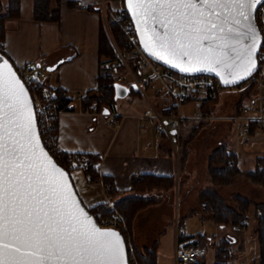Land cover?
I'll return each mask as SVG.
<instances>
[{
	"label": "snow or ice",
	"instance_id": "obj_1",
	"mask_svg": "<svg viewBox=\"0 0 264 264\" xmlns=\"http://www.w3.org/2000/svg\"><path fill=\"white\" fill-rule=\"evenodd\" d=\"M145 49L224 84L251 74L262 0H126ZM226 77H231L228 79ZM0 264H125L120 234L96 226L40 145L24 84L0 58Z\"/></svg>",
	"mask_w": 264,
	"mask_h": 264
},
{
	"label": "crops",
	"instance_id": "obj_2",
	"mask_svg": "<svg viewBox=\"0 0 264 264\" xmlns=\"http://www.w3.org/2000/svg\"><path fill=\"white\" fill-rule=\"evenodd\" d=\"M2 1L4 5L7 3V0ZM77 1L60 0L58 3V20L41 21L34 18V1L21 0L19 17L5 20L6 30L3 38V47L12 62L23 67H36L40 72L39 80L45 95L54 94L55 89L60 88L73 96L69 103L71 109L63 111L57 120L58 150L68 153L100 155L99 172L101 175L110 176L113 187L117 190L130 187L132 176L140 173L175 174L177 180L176 188L180 186L181 189L188 178L184 177L183 172H181L185 171V168L181 171L179 170V164L173 157L169 142L165 137L157 135L152 123L147 120L145 121L146 129L143 131L140 129L142 120L139 116L147 108V102L140 94L138 99H128L121 103L118 99L116 100V109L119 112L126 113L128 116L115 127L108 124L105 116L92 115L81 110L82 102L78 94H83L97 86L96 75L100 68L98 56L99 33L102 24L104 27L105 24L97 5L99 0H81L84 5L80 7L75 5ZM106 1L110 7L115 9L120 8L124 3L123 0ZM6 13L5 9L0 11V15ZM59 60L62 61L54 69L47 70V66L53 65ZM39 63L41 65L37 66ZM43 70L46 71V74H43ZM158 97L157 100L159 102L162 97ZM163 102L164 100L162 99L160 104ZM201 102V100L196 99L184 104L185 113L183 108L182 112L190 114L195 108L200 106ZM189 104L193 106L187 107ZM82 109L87 108L83 107ZM161 109H164V107H161ZM221 123H224V120H219L215 126ZM197 124V122H191L190 124L185 122L182 125V144L184 139L191 140L189 143L192 144L194 138L192 139L190 134L192 133V128ZM224 124L226 135L222 136L223 140L219 139L218 146L223 145L228 150H232L239 165L237 151L240 144L239 142L233 143L226 139L232 133L231 130L234 129L235 124L231 122ZM252 141L244 142L242 139L240 140L244 145L250 144ZM215 149H211V146L208 145V148L205 147L204 153L212 151V156ZM205 160L208 163L209 160ZM200 174L201 168L192 171L193 177L190 178V182L187 184L191 189L196 185L195 183L201 182ZM70 175L80 198L87 207L95 206L102 202L113 204L102 178L88 181L81 166L73 168L70 171ZM208 182L209 185L215 184L212 179H209ZM154 191L153 194L156 197H160V199L150 208L155 207L156 209L163 203L169 204L171 207L170 213L174 214V191L172 189ZM189 200L190 196H187L184 190L180 201L183 205L181 214H201L203 217L212 219L210 211L205 209L200 203L199 197L194 207L187 209V213L183 211L185 207L187 208L185 205H187ZM159 210L162 209L160 208ZM156 211L158 210L156 209ZM181 218L184 223L183 216ZM172 221L173 219L170 217L167 223L163 225V228L158 231L160 238L154 239L157 242L156 264H172L171 256L174 250ZM166 227H168L169 231L165 234ZM220 227L222 228L223 226ZM245 228L235 227L234 233L230 234L228 232L223 238L229 239L231 247L238 253L239 261L257 264L255 258L259 247L254 252L252 246L249 247L248 245V239H256V237L252 230L247 235ZM209 237L211 238V236ZM212 238L216 240L215 237ZM208 251L209 263L212 264L215 249L210 248Z\"/></svg>",
	"mask_w": 264,
	"mask_h": 264
},
{
	"label": "built area",
	"instance_id": "obj_3",
	"mask_svg": "<svg viewBox=\"0 0 264 264\" xmlns=\"http://www.w3.org/2000/svg\"><path fill=\"white\" fill-rule=\"evenodd\" d=\"M75 5L80 7L84 4L78 0ZM97 5L114 49V59L104 61L102 68L112 70L115 74V81L118 83L127 86L135 84L136 91L146 100L147 108L139 116L142 120L140 126L142 131L146 129L145 121L151 122L157 135L165 137L171 144L172 152L175 155H178L179 152L182 125L188 121L228 119L229 122L235 124L236 133L244 142L264 140V1L259 4L255 12V20L262 36L257 53L256 70L244 81L231 86H224L220 79L213 75L183 74L152 59L142 48L124 3L117 9L110 7L106 0H99ZM110 22H113L121 32L122 46L113 39L109 30ZM4 53L6 52L3 44H0V54ZM15 67L31 93L35 118L43 143L48 144L47 148L53 144L57 145V120L63 111L71 109V105L69 104L67 109L61 108L54 99L42 92L39 80L40 72L37 68L19 65ZM250 88L251 92L246 96L237 114L222 117L217 112H208L200 106L190 114L182 112V106L187 103L190 96H196L199 100L213 99L219 94L243 92ZM155 95L167 98V101L161 103L164 109L157 108L154 100ZM78 97L82 102V94H78ZM82 108L81 106L83 112L105 116L108 124L113 127L119 125L128 116L116 109V100L111 101L107 106H100L94 100L87 109L83 110ZM104 109L107 111L104 112ZM251 127L255 128V134L250 133ZM226 162L231 164L234 159L229 157ZM98 223L101 227L118 229L121 232L125 229L124 216L113 204L110 212ZM172 225L174 229L172 264H198L200 261L210 264L208 249L196 245V237L185 238V224L182 222L177 208L173 215ZM235 226L245 228V225ZM224 249L228 251L227 261L218 264H249L247 261H239L235 249L228 246H224ZM129 264H139V262L135 257H132L129 259ZM212 264H215V256Z\"/></svg>",
	"mask_w": 264,
	"mask_h": 264
},
{
	"label": "trees",
	"instance_id": "obj_4",
	"mask_svg": "<svg viewBox=\"0 0 264 264\" xmlns=\"http://www.w3.org/2000/svg\"><path fill=\"white\" fill-rule=\"evenodd\" d=\"M33 1V15L36 20H58V3L60 0ZM20 7L21 0H7L5 5L3 1L0 0V11L5 9L7 12L4 15H0V44H3V38L5 35V20L7 18L19 17ZM109 30L115 42L122 46L123 36L113 22L109 23ZM4 55L7 54L4 53ZM98 56L100 68L98 74L96 75L97 86L82 94V105L84 108H88L94 100H96L100 106H107L111 101L116 100L114 98V83L116 82L115 74L112 70H105L102 68V63L104 61L114 59V49L103 24L99 33ZM132 92L133 90L131 93ZM250 92L251 88L240 92L236 98L234 112L232 114H237L239 112V108L243 105L246 96H248ZM224 95H226V93L219 94L213 99L201 100L202 102L200 104V108L208 112L215 111L212 110L211 107L214 105H220V101L222 102L224 100ZM48 96L54 99L60 107L64 109L69 107L68 105L72 99L69 92L60 88H56L54 94H50ZM162 99L164 102L167 101V98ZM196 99V96H190L187 103ZM205 123L206 121L198 122V124L192 128L190 136H193L198 127L204 126ZM250 133H256L254 127L250 128ZM45 146L47 147L48 144L46 143ZM47 149L53 156H55L56 161L69 172L73 168L81 166L88 181L96 180L98 178L103 179L109 197L112 199L114 206L123 214L125 219L126 227L122 233L125 237L127 245L128 259L135 257L139 264H156L157 242L151 240V243L148 245L138 247L134 239V222L140 211L159 201L160 197H156L153 194L155 192L154 190H175L177 185L176 175L140 173L132 176L130 187L117 190L113 187L111 177L108 175H101L99 172L98 165L101 159L100 155L59 151L56 144L52 147H48ZM229 157L234 159V162L231 164L226 162ZM211 158V163L213 164L214 161H216L217 167L219 166L218 168H213L212 172L215 173V176H218L217 179L223 178L224 180H219L217 183L227 182L232 175L244 173L253 182L264 185V156L257 157L255 167L249 170L241 169L238 165L235 153L232 150H228L223 145H220L217 149H215ZM233 199L234 202L237 203V207L226 203L220 193L213 188L205 189L201 191L199 195L200 203L205 207V209L210 211L212 219L220 226L244 225L249 213L251 211L253 212L256 222L254 235L259 247L255 261L257 264H264V202H253L240 195H234ZM87 208L96 217L97 221H100L102 217L106 216L110 212L111 205L108 202H102ZM189 237H196V245L203 246L208 250L210 248L215 249V264L222 262L226 263L228 251L224 249V246L231 247L229 239L223 238L218 241L203 234L185 235V238ZM198 264H207V262L200 261Z\"/></svg>",
	"mask_w": 264,
	"mask_h": 264
},
{
	"label": "rangeland",
	"instance_id": "obj_5",
	"mask_svg": "<svg viewBox=\"0 0 264 264\" xmlns=\"http://www.w3.org/2000/svg\"><path fill=\"white\" fill-rule=\"evenodd\" d=\"M43 74H46L45 70H43ZM148 92L150 93V91ZM239 94L240 92H236V93L226 92V95L223 96L224 99L223 104L220 101V105L218 106L214 105L211 107L212 110H215L214 112H217L219 116L222 117L229 116L234 112L235 101ZM138 96L139 93L133 90V92L129 96L119 98L118 101L121 103V102H125L128 99H138L139 98ZM157 98H159L158 95H155L154 96V100L156 102L155 104L158 109H161L162 105L160 104V101L162 99H160L158 102ZM191 105L192 104H189L187 105V107ZM182 108H183V112L185 113L184 111L186 109L185 106H182ZM219 120H224V123L226 124L229 123L228 119H219ZM219 120H207L205 123L207 125L198 127V129L194 132V135L190 136L192 139L194 138L192 144L189 143L191 142V140L184 139L183 144L182 142H180L178 155H175L174 152H172L173 157L176 159V161L179 164V170L181 171L183 170V168H185V171H181V172H183L184 177L188 178V180L185 182L186 184H184V186L182 185L181 189L179 186L174 190L175 213L177 208V210L179 211V215L181 217L183 216L186 234L188 235L203 234V235L215 237L216 240L223 238L225 234L228 232L230 234L234 233L235 232L234 228L237 226L230 225V226H223L221 228L220 225L216 224L213 219L208 217H203L201 214H181L183 205L182 203H180V201H181L182 192L184 190L187 193V196H190V200L188 201L187 205H185L187 206V208L185 207L183 210L186 213L188 212L186 211L187 209L194 207V205L197 204V198L199 197L201 191L209 188L216 189L223 197L226 203H228L229 205H233L235 207H237V203L234 202L233 199L234 195L243 196L246 199H249L253 202H264V185L253 182L244 173L232 175L229 181L227 182L217 183L219 182V180H223V178L217 179L218 176H215V173L212 172V169L217 167L216 161H214V163L212 164L211 163L212 159L209 160L211 158L212 151L209 152L206 151V153H204L205 152L204 150L205 147L208 148V145L211 146V149H215V148L217 149L219 139L223 140L222 136L226 135L225 132L226 128L224 127L225 126L224 123L215 126L217 125L216 122H219ZM188 122L189 124L191 122L198 123V121H188ZM235 130L236 129L234 126V129L231 130L232 133H230L226 139H228V141L233 143L239 142L240 144L237 151V155L239 158V166L242 169H246V170L253 169L256 164L255 161L256 157L264 156V140L252 141L250 144L244 145L240 142L241 138L237 135ZM199 132L201 133L199 134ZM171 151H172V147H171ZM205 159L209 160L208 163L206 162ZM197 168H201V174H200L201 182L195 183L196 185H194L191 189V187L188 186L187 184H189L190 178L193 177L192 171L193 170L196 171ZM209 179H212L215 182V184L212 185L210 184L211 185L210 186L208 182ZM194 181L195 179L192 182L194 183ZM176 184H177V180H176ZM150 206L140 211L137 217L135 218L134 239L138 247L140 246L142 247L143 245H148L149 243H151V240L160 238L158 231H160V229L163 228V225L167 223L170 217L173 219L174 214L170 213L171 207L169 204L163 203L160 206L156 207L158 211H156L155 207L150 208ZM160 208L162 210H159ZM244 225L246 227L245 231L247 230V235L250 233L251 230L252 232H254L256 228V222L252 211L247 216V221ZM125 227H126V223H125ZM168 231L169 229L168 227H166L164 233L166 234ZM248 245L249 247L252 246L254 252L258 250V244L256 239L249 238Z\"/></svg>",
	"mask_w": 264,
	"mask_h": 264
},
{
	"label": "water",
	"instance_id": "obj_6",
	"mask_svg": "<svg viewBox=\"0 0 264 264\" xmlns=\"http://www.w3.org/2000/svg\"><path fill=\"white\" fill-rule=\"evenodd\" d=\"M263 1H264V0H262V2H263ZM124 4H125V6H126L128 12H129V14H130V17H131V20H132V23H133L134 29H135V31H136V34H137L139 40H140V43H141L142 48L144 49V51H145V52H146V53H147L152 59L158 61L159 63L165 65L166 67H168V68H170V69H173V70L178 71V72L183 73V74H188V75H194V74H210V75H213V76L217 77L218 79H220V77H219L218 75H216V73H213V72H207V71H200V72H181L178 68L173 67L172 65H170V64H168V63H165L164 60H162V59L158 58L157 56L151 54L150 51H147V50L145 49L144 43H142V41H141V36H140V34H139L138 30H137L136 21L134 20V18H133V16H132L131 12H130L129 9H128V6H127V2H126V0H124ZM258 6H259V5H257V7H258ZM257 7H256V9H257ZM256 9H254L253 12H252V23H253V25L255 26V28H256V30H257V32H258L259 35H260V44L257 46V52H256V55H255L256 67H257V53H258L259 48H260V45H261L262 36H261V33H260V31H259L258 25H257L256 20H255V12H256ZM0 58H3V59L8 60L9 64H10L11 67H12V70H13L14 72H16L17 76L20 78L21 82L24 84L25 90L27 91L28 97H29V99H30V103H31V107H32V114H33V120H34V123H35L36 133H37V136H38V138H39V141H40V145H41V147L44 149L45 152L48 153V155H49V156L52 158V160L57 164V166L60 167V168H62V169L65 171V173L67 174V177H68V181H69V184H70V188H71V190L73 191V193L75 194L76 199L78 200V202L80 203V206L84 209V211L87 212V214L93 218V221H94V223L96 224V226L99 227V228H102V229H111V228H107V227H101V226H99V223H98L96 217H95V216H94V215L88 210L87 206L83 203L82 199L80 198V196H79V194H78V192H77V190H76V187H75V185H74V183H73V180H72V178H71L70 172H69L67 169H65L63 166H61V165L56 161V159L54 158V156L50 153V151H49V150L46 148V146L44 145V143H43V141H42V138H41V136H40V131H39L38 124H37V122H36L34 103H33L32 96H31V93H30L29 89L27 88L25 82L22 80V78H21L20 75L18 74V72H17V70H16V67H15L14 63L12 62V60H11L9 57H7V56H5V55H1V54H0ZM61 61H62V60H59L57 63H55V64H53V65H51V66H47V70H52V69H54V68L58 65V63H60ZM40 65H41L40 63L37 64V66H40ZM256 67H255V69L251 72V74L256 70ZM251 74H250V75H251ZM250 75H248V76L244 77L243 79L237 81L236 83H232V84H224V83L221 81V79H220V81H221V83H222L224 86H231V85H235V84H237V83H240V82L244 81V80H245L246 78H248ZM226 78L231 79V77H226ZM132 90H135V91L137 90L135 84H132V86H127V85H124V84H121V83L115 82V83H114V98H115V99H119V98L127 97V96L130 95V93H131ZM103 111L106 112L107 109H104ZM112 230H114V231H116V232H118V233L120 234L121 240H122V242H123V244H124V250H125V264H129V260H128V250H127V245H126L125 237H124L123 233H122L120 230H118V229H112Z\"/></svg>",
	"mask_w": 264,
	"mask_h": 264
}]
</instances>
